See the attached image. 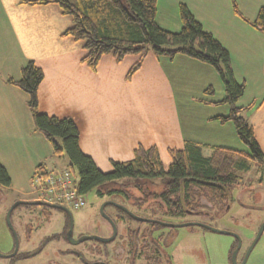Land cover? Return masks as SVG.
Wrapping results in <instances>:
<instances>
[{
  "label": "crops",
  "instance_id": "1",
  "mask_svg": "<svg viewBox=\"0 0 264 264\" xmlns=\"http://www.w3.org/2000/svg\"><path fill=\"white\" fill-rule=\"evenodd\" d=\"M28 1L0 0V164L9 177V185L0 183V188L13 194V200L36 199L31 178L38 165L49 171L68 164L66 157L52 155L50 142L34 127L27 94L9 82L20 78L29 60L44 72L39 110L71 117L80 149L102 171L111 169V160L131 159L138 144L156 145L159 155L160 142L167 149L170 143L180 148L186 140L203 145L206 154L214 146L244 150L233 123L220 119L230 106L223 102V83L212 66L182 54H149L126 81L125 58L117 62L104 55L92 71L81 62L83 42L64 34L72 17L56 3ZM179 4L228 51L233 77L244 84L236 106L253 104L245 115L264 154V33L251 25L264 0H156L159 27L180 30ZM140 90L153 95L145 112L139 107Z\"/></svg>",
  "mask_w": 264,
  "mask_h": 264
},
{
  "label": "trees",
  "instance_id": "2",
  "mask_svg": "<svg viewBox=\"0 0 264 264\" xmlns=\"http://www.w3.org/2000/svg\"><path fill=\"white\" fill-rule=\"evenodd\" d=\"M28 2L56 3L63 13L72 17L73 24L64 34L83 42L84 53L81 62L92 71L96 70L104 55H111L117 62L128 55L137 57L125 74L126 81L132 79L149 54L168 58L182 54L212 66L223 83L225 91L223 102L230 106L228 115L220 119L233 123L238 139L246 148L236 150L214 146L206 154L203 145L186 140L180 148H167L171 161L165 169L156 145L145 147L138 144L131 159L111 160V169L102 171L94 159L80 149L79 130L71 117H58L39 110L38 90L44 79V72L35 61L29 60L21 67L20 78L9 82L27 94V105L32 113L34 127L50 142L52 155L56 158L66 157L67 169L74 179V174H77L75 188L78 193L84 195L93 190L95 195L102 198L124 192L116 187L117 179L156 178L163 185V190L137 198V204L142 205L156 199L160 211L182 218L186 214L201 212L202 208L207 213H210L209 209H225L228 193L239 185L241 173L248 171L254 162L264 164V154L254 139L252 126L245 115L253 104L236 106L237 99L243 94L244 84L238 83L233 77L229 53L210 33L202 29L186 5L179 4L178 7L180 30L171 32L159 27L155 21L156 0ZM233 8L237 13L235 5ZM251 25L264 33V8L258 11ZM206 91L211 92V88ZM42 167L38 165L34 174H46L48 171H42ZM0 183L9 185V177L1 164ZM113 221L115 222L114 219ZM236 243L237 240L234 238L228 254L229 259ZM24 257L27 258L16 253L8 259L15 261Z\"/></svg>",
  "mask_w": 264,
  "mask_h": 264
},
{
  "label": "rangeland",
  "instance_id": "3",
  "mask_svg": "<svg viewBox=\"0 0 264 264\" xmlns=\"http://www.w3.org/2000/svg\"><path fill=\"white\" fill-rule=\"evenodd\" d=\"M136 59V56L129 55L125 57L122 64L130 68ZM137 82L141 85L142 79L139 78ZM144 91L140 90L139 93V107L143 111L144 106L153 105V95L149 94L151 90ZM221 95L222 91L216 93L215 97L218 98ZM155 114L156 112L150 113V115ZM164 139L168 142L172 141L168 136ZM170 144L171 147L173 144ZM240 144L243 149H246L242 143ZM164 145L166 143L160 142L159 144L161 146L160 156L164 168L167 169L171 160ZM64 162L68 163L67 159ZM64 165L68 166V164H63L57 169H65ZM74 177L75 180L78 179L77 174H74ZM115 182L116 187L124 192L100 198L94 194L93 190H90L84 194L86 204L83 207L70 208L73 218V238H79L80 235L109 237L112 234V228L101 216L100 207L104 202L112 201L141 218L166 223L198 222L220 230L234 232L241 240V246L236 255L238 264L254 239L259 225L264 221V164L254 162L248 171L241 173L239 185L228 193L225 209H209L211 215H208L210 213L203 211L202 208L201 212L186 214L182 218L170 216L163 210H159V202L156 199L138 205L137 198L150 192L159 193L163 190V185L156 178H120ZM13 199V194L9 191L0 190V252L3 254L11 252L13 247L12 234L5 218L7 209L15 202ZM41 208L39 205L20 204L13 209L10 220L19 238L17 253L27 258L11 261L0 257V264H49V262L82 264L81 260L76 258L77 255H80V258L84 257L88 264H100L99 261L105 264H146L132 260L130 258L132 256L128 253L133 245L131 241L136 237L131 229L135 226H141L139 230H143L145 241L148 244L154 242L155 247L160 251V257H157L153 264H232L228 258L234 239L231 235L217 233L196 225L166 227L130 220L122 210L110 204L105 205L103 211L116 222L117 234L112 241L102 243L86 240L80 243H66L60 234V239L50 237L51 240L48 243L45 238L51 236L49 235L51 229L60 232L64 220L58 211L49 209L48 213ZM47 213L51 215L50 219H42V215ZM41 244H46L43 249ZM243 264H264V230Z\"/></svg>",
  "mask_w": 264,
  "mask_h": 264
},
{
  "label": "water",
  "instance_id": "4",
  "mask_svg": "<svg viewBox=\"0 0 264 264\" xmlns=\"http://www.w3.org/2000/svg\"><path fill=\"white\" fill-rule=\"evenodd\" d=\"M20 204H25V205H46V206L53 207V208H62V209L66 210L68 212V210L66 208L61 207V206H59L57 204H49V203H45V202L39 201V200H16L7 209L6 216H5L6 222L8 224V227H9V229H10L12 235H13L14 245H13L12 251L10 253H8V254H3V253L0 252V257H2V258H7V259L11 258L18 251L19 240H18L17 233H16V231L14 230V228L12 226V223H11V220H10V215H11L13 209L16 206L20 205ZM107 204H110V205H113V206H115L117 208H120L122 211H124L126 214H128L130 217H132V218H134L136 220L147 221V222H151V223H157L159 225H163V226H166V227H183V226L196 225V226H200V227H203L205 229H208V230H211V231H214V232H217V233L231 235L237 240V244H236L235 248L233 249V251L231 252L230 259H231L232 264H237L236 263V255H237V252H238V250H239V248L241 246V240H240V237L236 233L230 232V231H227V230H220V229H217V228H214V227L202 224V223H198V222L166 223V222H162V221L155 220V219L141 218V217H138V216L134 215L127 208H125L123 206H120L119 204H116V203H114L112 201H106L100 207L101 216L110 224V226L112 228V234L109 237H107V238H102V237L95 236V235H82L79 238H73L71 236L73 220H72L71 214L68 213L69 217H70V226H69V229H68V232H67V236L69 237V239H70V241L72 243H80V242H83V241H86V240H95V241H99V242H102V243H107V242L112 241L116 237V234H117L116 224L112 220V218L108 217L103 211L104 206L107 205ZM263 230H264V221L261 222V224L259 225V227L257 229V232H256V235H255L254 239L252 240V242L250 243V245L248 246V248L246 250V253L244 255V258H243V260H242V262L240 264H243L245 262V260H246V258L248 256V254L250 253L251 249L253 248L255 243L260 238Z\"/></svg>",
  "mask_w": 264,
  "mask_h": 264
},
{
  "label": "built area",
  "instance_id": "5",
  "mask_svg": "<svg viewBox=\"0 0 264 264\" xmlns=\"http://www.w3.org/2000/svg\"><path fill=\"white\" fill-rule=\"evenodd\" d=\"M31 183L37 199L47 203L64 204L72 209H79L86 203L83 194L77 192L75 179L67 168L52 169L46 174H33Z\"/></svg>",
  "mask_w": 264,
  "mask_h": 264
},
{
  "label": "flooded vegetation",
  "instance_id": "6",
  "mask_svg": "<svg viewBox=\"0 0 264 264\" xmlns=\"http://www.w3.org/2000/svg\"><path fill=\"white\" fill-rule=\"evenodd\" d=\"M86 204V203H85ZM57 205H59V206H61V207H64V208H66L67 210H68V212L66 211V210H64V209H62V208H53V207H49V206H46V205H39V206H41V207H44L45 209H46V211H48V213H49V209H52V210H54V211H58L59 213H61L62 214V217H63V220H64V224H63V227H62V230L60 231V232H56V231H54L53 229H51V231L49 232V233H51V234H49V235H51V236H47L46 238H45V240H47L48 241V243L50 242L49 240H51V239H49L50 237H52V238H55L56 240L57 239H60V234H62V237H63V239L65 240L64 242H66V243H71V241H70V239H69V237L67 236V232H68V229H69V226H70V217H69V214L68 213H70L71 214V212H70V208L68 207V206H66V205H64V204H57ZM124 212V211H123ZM44 213H45V211H44ZM45 214V215H42V219H46V218H48V219H50V217H51V215L50 214ZM125 213V212H124ZM126 214V213H125ZM72 216V215H71ZM126 216L127 217H129L130 218V220H134V221H139V222H147V221H141V220H136V219H134V218H132V217H130L128 214H126ZM122 218H124V217H122ZM127 219V218H126ZM72 220H73V218H72ZM128 220V219H127ZM47 222V221H46ZM126 222V221H125ZM129 222V221H128ZM147 223H150V222H147ZM49 224V223H48ZM129 225V224H128ZM72 227H73V223H72ZM129 227V226H128ZM139 227H141V226H138V227H134V228H131L132 230H133V233H134V235L136 236L134 239H133V241H131V243H133V245H132V247H131V249L128 251V253H130V255L132 256V257H130L132 260H134V261H136V260H138V261H140V262H142V263H146V264H153V262H155L156 261V258L157 257H160V251H159V249L158 248H156L155 247V245H154V242L153 243H150V244H148V242H146L145 241V239H144V232H143V230H139ZM51 228V227H50ZM131 229L129 228V231H131ZM11 232V231H10ZM150 234H151V232H149ZM12 234V233H11ZM18 236V235H17ZM71 236H72V231H71ZM81 236V235H80ZM57 237V238H56ZM12 238H13V235H12ZM18 240H19V238H18ZM47 243V244H48ZM237 244V243H236ZM13 245H14V239H13ZM46 244H44V245H40L41 247H42V249L44 248V246H45ZM40 247V248H41ZM18 248H19V245H18ZM12 249H13V247H12ZM8 253H10V252H8ZM8 253H6V254H8ZM246 253V252H245ZM245 255V254H244ZM76 258L77 259H79V260H81V262H82V264H88L87 262V260H85L84 259V257L83 258H80V255H77L76 256ZM244 258V257H243ZM7 259V258H6ZM243 260V259H242ZM242 260H241V262H242ZM230 261H231V259H230ZM240 262V263H241ZM99 263L100 264H105L103 261H99ZM240 263H238V264H240ZM49 264H56V263H54V262H49Z\"/></svg>",
  "mask_w": 264,
  "mask_h": 264
}]
</instances>
